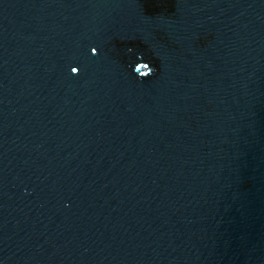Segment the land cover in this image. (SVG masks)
Listing matches in <instances>:
<instances>
[{
	"label": "water",
	"instance_id": "obj_1",
	"mask_svg": "<svg viewBox=\"0 0 264 264\" xmlns=\"http://www.w3.org/2000/svg\"><path fill=\"white\" fill-rule=\"evenodd\" d=\"M0 264H264V0H0Z\"/></svg>",
	"mask_w": 264,
	"mask_h": 264
},
{
	"label": "snow or ice",
	"instance_id": "obj_2",
	"mask_svg": "<svg viewBox=\"0 0 264 264\" xmlns=\"http://www.w3.org/2000/svg\"><path fill=\"white\" fill-rule=\"evenodd\" d=\"M95 49H93V51H94ZM73 70H75V71H77L76 69H73Z\"/></svg>",
	"mask_w": 264,
	"mask_h": 264
}]
</instances>
